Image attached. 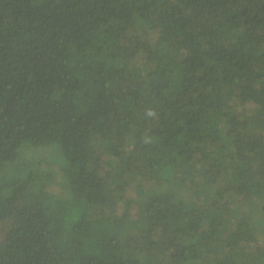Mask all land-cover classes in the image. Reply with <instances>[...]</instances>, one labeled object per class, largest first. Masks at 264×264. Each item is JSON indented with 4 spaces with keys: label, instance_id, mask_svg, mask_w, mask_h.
I'll return each mask as SVG.
<instances>
[{
    "label": "trees",
    "instance_id": "1",
    "mask_svg": "<svg viewBox=\"0 0 264 264\" xmlns=\"http://www.w3.org/2000/svg\"><path fill=\"white\" fill-rule=\"evenodd\" d=\"M261 221L264 0H0V264H264Z\"/></svg>",
    "mask_w": 264,
    "mask_h": 264
},
{
    "label": "clouds",
    "instance_id": "2",
    "mask_svg": "<svg viewBox=\"0 0 264 264\" xmlns=\"http://www.w3.org/2000/svg\"><path fill=\"white\" fill-rule=\"evenodd\" d=\"M148 115L149 116H152V115H154V112H152L151 110L148 112Z\"/></svg>",
    "mask_w": 264,
    "mask_h": 264
},
{
    "label": "rangeland",
    "instance_id": "3",
    "mask_svg": "<svg viewBox=\"0 0 264 264\" xmlns=\"http://www.w3.org/2000/svg\"><path fill=\"white\" fill-rule=\"evenodd\" d=\"M261 222H263V223H262V226H263V225H264V221H261ZM262 230H263V227H262Z\"/></svg>",
    "mask_w": 264,
    "mask_h": 264
}]
</instances>
